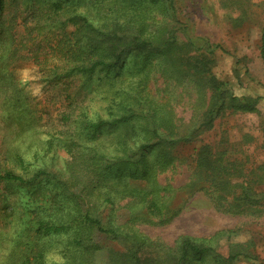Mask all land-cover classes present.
<instances>
[{"label": "trees", "instance_id": "1", "mask_svg": "<svg viewBox=\"0 0 264 264\" xmlns=\"http://www.w3.org/2000/svg\"><path fill=\"white\" fill-rule=\"evenodd\" d=\"M14 5L16 0H0V18ZM82 8L72 0H35L24 8L23 30L5 24L13 17L0 25V81L24 48V57L38 66L42 82L55 90L53 100L58 96L62 107L59 128L44 141L5 145L0 181L29 191L32 204L30 216L11 211L0 264H98L105 248L101 239L119 245L109 247L105 264H234L241 254L258 259L239 251L223 255L214 236L181 235L168 246L140 224L171 220L168 201L175 186L159 176L179 161L174 147L211 130L227 115L260 113L261 97L236 95L213 73L209 54L222 46L209 38H198L203 46H196L192 37L177 33L175 0H88ZM134 53L137 60L128 62ZM260 56L264 64V26ZM155 78L162 79L161 87L153 85ZM92 82L91 93H81ZM179 87L180 99L187 95L192 111L183 130L163 93ZM93 103L98 105L94 109ZM14 105L8 110L20 119L18 98ZM44 112L50 119L49 110ZM26 124H20L19 137ZM260 130L264 145V116ZM233 148L231 143L194 148L196 178L206 179L197 185L217 210L255 212L264 206V191L256 189L264 182V159L256 166H246L251 163L247 156L230 162ZM59 150L68 156L61 168L54 161ZM122 210L129 212L124 221L118 218Z\"/></svg>", "mask_w": 264, "mask_h": 264}, {"label": "rangeland", "instance_id": "2", "mask_svg": "<svg viewBox=\"0 0 264 264\" xmlns=\"http://www.w3.org/2000/svg\"><path fill=\"white\" fill-rule=\"evenodd\" d=\"M72 1L78 5L79 10H83L82 5L88 0ZM175 2L179 17L177 33L192 37L197 42L196 46H203L198 38H209L222 46V49L216 48L214 53L209 54L214 60L213 73L219 79L227 81L236 95L260 96L258 103L260 113L237 112L227 115L216 120L211 130L202 133L191 142L176 145L174 153L179 161L172 169L159 176L161 181L172 182L175 186L168 201V215L171 220L161 225L144 221L140 227L149 236L161 238L168 246H174L181 235L200 239L214 236L215 247L223 255L239 251L258 257L252 260L241 254L234 264H264V206L255 212L243 211L241 208L235 213L217 210L206 190L199 189L198 182H206V179L196 178V166L193 162L194 148L202 143H211L218 149L228 143L233 144L234 154H230V162L235 158L247 156L251 163L247 162L246 166H256L264 159L263 136L260 130V120L264 116V64L260 56L264 0H175ZM16 3L12 10H7L0 18V25L5 18L13 17L5 24L20 32L23 30V19L28 14L24 8L35 3V0H16ZM26 54L24 48L19 49L12 63L4 70L6 77L3 76L0 81V84L3 81L7 89L0 91V171L2 164H6L2 159L7 149L5 145L14 144L17 140L44 141L50 132L60 126L59 117L57 118L58 108L62 109L60 98L57 96V99L53 100L55 90L42 82L38 66L24 57ZM137 58L134 53V56L128 58V62L136 61ZM126 72L124 70V73ZM0 74L2 76V73ZM94 82L81 93L89 91L91 93L96 84ZM161 82V78H155L153 85L161 87ZM181 90L182 87H179L177 91L170 89V92L163 93L170 97L172 107L181 118L179 124L183 130L185 120L192 111L187 103L188 96L183 95L186 99H180ZM16 97L22 105L20 119H15L8 110V107L15 106ZM92 106L94 109L98 105L93 103ZM44 109L49 110L48 120L46 112L43 113ZM21 123L27 124L24 135L19 137ZM244 134L250 136L249 141L243 137ZM242 150L246 153H242ZM67 157L62 150L56 152L54 161L57 168H61L63 159ZM32 158L33 154L26 156L27 160L32 161ZM257 172L254 176L258 177ZM256 185L257 191H264L263 181ZM28 196L29 191L20 188L18 184L0 181V242L9 237L10 223L7 221L12 216V210L18 215L30 216L29 205L32 202L29 203ZM20 198L22 200H19ZM39 203L40 201H37L36 204ZM101 212L106 215V209H102ZM118 218L122 221L128 219L129 212L127 210L118 212ZM219 232L221 234L215 235ZM101 240L105 248L100 254L98 264H105L109 247L119 245L109 239Z\"/></svg>", "mask_w": 264, "mask_h": 264}]
</instances>
